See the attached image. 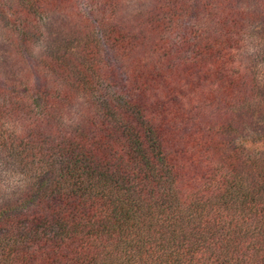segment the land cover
Returning a JSON list of instances; mask_svg holds the SVG:
<instances>
[{
	"label": "trees",
	"instance_id": "trees-1",
	"mask_svg": "<svg viewBox=\"0 0 264 264\" xmlns=\"http://www.w3.org/2000/svg\"><path fill=\"white\" fill-rule=\"evenodd\" d=\"M248 1L0 0L25 66L0 75V142L26 179L0 264H264V118L237 125L260 108ZM52 14L77 36L31 58Z\"/></svg>",
	"mask_w": 264,
	"mask_h": 264
},
{
	"label": "rangeland",
	"instance_id": "rangeland-1",
	"mask_svg": "<svg viewBox=\"0 0 264 264\" xmlns=\"http://www.w3.org/2000/svg\"><path fill=\"white\" fill-rule=\"evenodd\" d=\"M246 5L253 8V2L245 0ZM147 5L131 3L126 9V15L131 19L143 17ZM8 24L0 18V75L10 80H16L24 73V64L17 57L9 42ZM39 40L34 43L31 58L54 52L65 39H73L77 36L74 24L66 17L58 14L49 15L38 26ZM242 64L255 80L259 92L260 108L256 115L243 117L238 122V128L246 132H258L264 118V23L258 22L251 26L245 36L241 51ZM82 110L74 106L71 110V118L78 121ZM14 124L4 123L0 125V140L6 133L12 131ZM6 130V131H5ZM247 136V135H246ZM238 138H242L239 134ZM243 140V138H242ZM243 142H245L243 140ZM13 161V160H12ZM10 162L6 149L0 142V203L17 196L23 189L26 179L20 167Z\"/></svg>",
	"mask_w": 264,
	"mask_h": 264
}]
</instances>
